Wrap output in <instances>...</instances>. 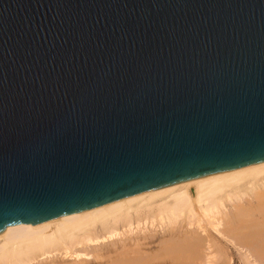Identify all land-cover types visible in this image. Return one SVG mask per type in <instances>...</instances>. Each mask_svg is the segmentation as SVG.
Wrapping results in <instances>:
<instances>
[{
    "label": "water",
    "instance_id": "1",
    "mask_svg": "<svg viewBox=\"0 0 264 264\" xmlns=\"http://www.w3.org/2000/svg\"><path fill=\"white\" fill-rule=\"evenodd\" d=\"M264 162V0H0V230Z\"/></svg>",
    "mask_w": 264,
    "mask_h": 264
},
{
    "label": "bare ground",
    "instance_id": "2",
    "mask_svg": "<svg viewBox=\"0 0 264 264\" xmlns=\"http://www.w3.org/2000/svg\"><path fill=\"white\" fill-rule=\"evenodd\" d=\"M236 252L264 264V162L0 230V264H231Z\"/></svg>",
    "mask_w": 264,
    "mask_h": 264
},
{
    "label": "rangeland",
    "instance_id": "3",
    "mask_svg": "<svg viewBox=\"0 0 264 264\" xmlns=\"http://www.w3.org/2000/svg\"><path fill=\"white\" fill-rule=\"evenodd\" d=\"M156 249H154V251H155ZM241 255V254H240ZM239 254L237 255V252L236 253H234V260L233 261H231V264H247V262L244 260H242L241 258V256H239ZM222 260H220V258H219V264H227V259L225 258V256H223V254H221L220 256H219Z\"/></svg>",
    "mask_w": 264,
    "mask_h": 264
}]
</instances>
